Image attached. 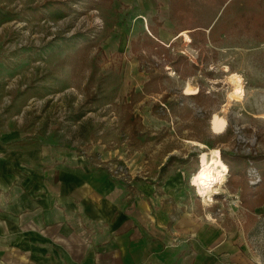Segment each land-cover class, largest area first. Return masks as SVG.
Here are the masks:
<instances>
[{
  "label": "rangeland",
  "instance_id": "rangeland-1",
  "mask_svg": "<svg viewBox=\"0 0 264 264\" xmlns=\"http://www.w3.org/2000/svg\"><path fill=\"white\" fill-rule=\"evenodd\" d=\"M44 1L0 0V8L11 18L5 42L10 50H5V57L13 67L23 63L15 75L21 84L42 91L40 98L29 102L17 94L19 88L4 92L0 95V122L11 119L34 126L39 121L41 134L62 138L66 146L87 152L90 158L93 154L111 157L105 162L106 172L124 185L150 182L157 166L171 155L185 159L188 153H196L198 160L205 153L219 158L221 149L247 158L250 185L260 180L249 157L264 155V41L242 29L241 20L243 14L255 16L262 9L256 2L184 0L188 11L181 22H172L168 10L174 0H135L130 4L112 0L93 10L86 9L90 0H59L71 5L72 11L56 19L40 17ZM145 35L151 36L152 45L144 43ZM21 36L25 45L12 48ZM85 38L93 47L80 48ZM179 56L187 57L196 67L192 76L183 79L172 71L171 61ZM151 70L162 75L154 85L159 91L154 93V86L150 87L132 105L131 113L140 118L143 132L158 134L161 139L145 143L142 135L134 144L119 130L123 106L131 91L142 92ZM233 75L239 77L242 90L236 98L231 95ZM188 89L204 91L205 102L195 103ZM7 95L11 96L8 104ZM164 95L188 109L185 120L165 115L167 106L160 102ZM89 96H95L96 101L87 103ZM22 103L19 109L17 105ZM214 114L225 120L224 131L230 130L231 135L226 143L211 149L198 141L216 135L210 129ZM109 164L122 170L112 173ZM197 167L199 171L200 160ZM225 170L226 174V166ZM193 176L186 174L183 183L191 193L196 214L202 216L206 210L216 218H236L232 231H243L248 216L239 203V190L226 186L228 175L217 187L228 189L230 196L223 197L219 189L209 201L192 185ZM254 213L258 220L248 228L253 234L249 247H259L264 255V205Z\"/></svg>",
  "mask_w": 264,
  "mask_h": 264
},
{
  "label": "crops",
  "instance_id": "crops-1",
  "mask_svg": "<svg viewBox=\"0 0 264 264\" xmlns=\"http://www.w3.org/2000/svg\"><path fill=\"white\" fill-rule=\"evenodd\" d=\"M10 21L0 8L1 96L23 67L5 57ZM41 92L17 94L29 102ZM28 123L0 122V264H264L260 248L249 247L256 215L243 231H232L236 218L199 216L180 173L157 188L133 181L129 193L100 165L111 157L92 160Z\"/></svg>",
  "mask_w": 264,
  "mask_h": 264
},
{
  "label": "trees",
  "instance_id": "trees-1",
  "mask_svg": "<svg viewBox=\"0 0 264 264\" xmlns=\"http://www.w3.org/2000/svg\"><path fill=\"white\" fill-rule=\"evenodd\" d=\"M91 2L86 6L87 10L97 9L99 6H105L110 3L112 0H90ZM228 0H225L226 3ZM258 4V8L260 11L256 13L255 16L248 14L241 16V20L243 22V27L246 32H252L254 36L260 37L262 41H264V0H253ZM76 2V1H75ZM67 2H61L59 0H46L40 5V17H45L47 19H56V18H64L69 12L72 11L71 5H67ZM188 11V7L185 4L184 0H174L169 5V20L172 22H181L184 14ZM81 36V35H79ZM78 36V37H79ZM77 38V37H75ZM143 42V40H142ZM145 44L152 45L151 36L145 35ZM93 47L92 43H90L89 39L82 41L80 48L89 49ZM79 48V50H80ZM148 62H153L151 58H146ZM184 65L183 70L180 69V66ZM172 71L180 75L181 78H188L195 73L196 67H194L191 63H189L187 57H176V60L171 61ZM151 70L149 79L143 84L142 92L138 93L136 91H131L129 93V101L125 103L123 106L124 115L121 116L120 127L119 130L122 133H127L128 137L132 140V142L139 143L140 138L144 135L143 142H152L156 143L161 139V136L156 134V136L151 135L147 132L142 131V126L140 124V118L133 115L131 113V108L133 104H136L138 99L142 97L144 92H147L150 87L154 86L160 79H162V75L158 73H152ZM149 75V74H148ZM153 92L157 93L159 91L155 86L153 87ZM31 97H33L30 94ZM189 97L195 101L197 104H203L205 99L207 98L204 91L200 90L194 94L189 95ZM96 101L95 96H89L87 103H92ZM167 106L168 113L165 114L169 117L178 118L179 120H185L189 111L186 107L181 108L174 99L169 100L168 95H164L161 98V101ZM159 108L158 104H155L154 108ZM206 119H210V116H206ZM231 135V131L225 129L222 133L216 134L215 136H207V138L198 141L202 144L206 145L209 148H215L220 143H226ZM96 155H92L91 159L95 160ZM219 159H221L222 163L226 166L228 175L226 186L231 189V191L239 190V203H241L242 208L247 213L248 217H252L255 215V210L261 208L264 205V155L260 154L259 156H250L249 159L252 161V168L259 176V181L252 185L249 184V177L247 170L250 165L247 163V158L243 157L239 154H233L231 152H226L224 150H220ZM101 166H106L105 163L100 164ZM198 160L196 153H188L185 159L176 157L171 155L166 162L160 166L157 171V177L154 182H147L152 184L157 188V186H161L163 182L172 174L180 172L182 175L191 173L195 175L198 172ZM184 176V182L187 177ZM127 192L134 193V189L132 185H125ZM131 199V198H130Z\"/></svg>",
  "mask_w": 264,
  "mask_h": 264
},
{
  "label": "bare ground",
  "instance_id": "bare-ground-1",
  "mask_svg": "<svg viewBox=\"0 0 264 264\" xmlns=\"http://www.w3.org/2000/svg\"><path fill=\"white\" fill-rule=\"evenodd\" d=\"M183 36L186 41H189L186 34H183ZM231 82L233 85L231 95L235 98L241 96L242 90L239 77L233 75ZM187 92L192 95L197 93L196 90L191 89H188ZM225 127V120L221 116L214 114L210 121V129L213 133H222ZM198 160H200V169L197 174L192 177L191 183L197 190L198 194L205 200L209 201L213 194H217V191L219 190L217 186L227 175L225 174V166L221 159L212 154L206 155L205 153H202Z\"/></svg>",
  "mask_w": 264,
  "mask_h": 264
},
{
  "label": "built area",
  "instance_id": "built-area-1",
  "mask_svg": "<svg viewBox=\"0 0 264 264\" xmlns=\"http://www.w3.org/2000/svg\"><path fill=\"white\" fill-rule=\"evenodd\" d=\"M18 26V25H17ZM22 35V34H21ZM23 36H21V39L20 40H17V41H15V43H13V45H12V48H18V49H21V47L22 46H24L25 45V37H23ZM15 45V46H14ZM6 50H8V48H9V46L6 44L5 45V47H4ZM9 50H10V48H9ZM26 87V84H21L20 83V78H15V79H13V80H10V81H8V83H7V85H6V87H5V89H6V91L8 90V91H10V90H13V89H17V88H19L20 90H22V88H25ZM11 96L10 95H7V97H5V99L7 100V104L9 103V98H10ZM111 167V168H110ZM108 168H110V172H112V173H115V174H118V171H121L122 169L119 167V168H117L115 165H113V164H109L108 165ZM113 169H117V170H113ZM120 175H122V174H120ZM255 178V182H257L258 181V179L256 178V177H254Z\"/></svg>",
  "mask_w": 264,
  "mask_h": 264
}]
</instances>
